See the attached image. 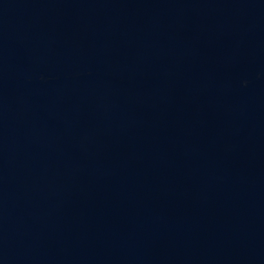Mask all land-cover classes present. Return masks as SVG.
Here are the masks:
<instances>
[{
    "label": "water",
    "instance_id": "obj_1",
    "mask_svg": "<svg viewBox=\"0 0 264 264\" xmlns=\"http://www.w3.org/2000/svg\"><path fill=\"white\" fill-rule=\"evenodd\" d=\"M0 264H264V0H0Z\"/></svg>",
    "mask_w": 264,
    "mask_h": 264
}]
</instances>
